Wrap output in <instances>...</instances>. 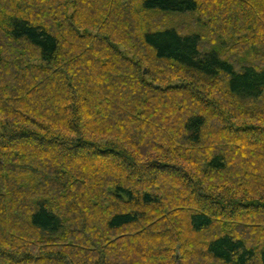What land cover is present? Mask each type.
<instances>
[{
  "label": "trees",
  "instance_id": "1",
  "mask_svg": "<svg viewBox=\"0 0 264 264\" xmlns=\"http://www.w3.org/2000/svg\"><path fill=\"white\" fill-rule=\"evenodd\" d=\"M80 5L0 0V264H264L241 231L264 234V174L244 181L264 151V0ZM192 14L208 45L157 23ZM80 65L121 69L126 97Z\"/></svg>",
  "mask_w": 264,
  "mask_h": 264
},
{
  "label": "rangeland",
  "instance_id": "2",
  "mask_svg": "<svg viewBox=\"0 0 264 264\" xmlns=\"http://www.w3.org/2000/svg\"><path fill=\"white\" fill-rule=\"evenodd\" d=\"M80 4H81L80 6H81L82 10L84 12L86 11V13H87L86 17L87 18L90 15H93V14L96 15L97 13H100V10L103 8V0H80ZM83 14H85V13H83ZM108 18H109V20L113 21L111 19L112 18L111 16H108ZM157 23H159V25L161 24V25H165V26L166 25L167 26H174L180 32H198V33H200V35L202 36V38L204 40L202 43L205 45H208L207 44L208 32L203 30L202 28H200V26L197 24V22H195V17L193 14L192 15H176V16H170V17H164L163 16L162 18L159 17V18H157ZM85 26L86 25L83 24V27H85ZM125 26L124 25L119 26L120 30L122 32V34H120V35L123 36L124 39L118 38V40H115V42L123 44L122 45L123 47L119 46L121 48L122 52L127 53L129 55H132V52H131L133 49L132 40L125 39V38H128V36H129L127 34L128 33L127 31L131 30V29H129L128 26H126V28H125ZM124 35H126V36H124ZM122 42H125V43H122ZM124 44H127L128 47L126 48V46ZM130 47H131V49H130ZM136 50L139 53H141L142 55L144 54L141 49L140 50L136 49ZM144 57L145 56H143L142 59H143V63H144V65H143L144 66V72H146L147 61H146V59H144ZM78 71H79L78 72L79 79H81L82 81H83V78L85 80L86 76L90 75V73L92 74L94 72H96V73L97 72L98 73L103 72V71L99 70L97 66L95 69V68L91 67V65H88V66L87 65H80ZM120 73H122V70L116 69V68L112 67V65L106 67L104 69V72H103L105 79L102 80V83L104 84L105 89H108L111 92L113 98L117 95H119L121 97H123V96L126 97L124 95L123 91L127 88V86L123 80L119 79V77H121ZM165 80H166V77L161 79V80L159 79L158 81H156L155 85L163 86V85H165V83H164ZM172 82H176L175 79ZM115 99H119V98L115 97ZM168 101L169 100L167 98H161L159 100V102H157V103H160L162 106H164V105L166 106L167 105L166 103H168ZM154 102H156V101H154ZM185 107H186V105H185ZM190 109H192V108H190ZM190 109L186 108L185 112L189 111ZM149 112H150L149 115H150L152 120H154L158 116V114L160 113L159 109H155V110L149 109ZM103 114H104V112H103ZM117 115L118 114L115 111H111V112L107 113V116H109L110 118H112V117L114 118ZM125 123H126V127L129 128V129H126V131L132 132V131L136 130L135 125L130 124L129 120H126ZM140 130L143 133V136H142V138H144L143 140H145L148 135H152V134L155 135V132L152 128L151 129L140 128ZM210 139H212V141L215 140L214 137H211ZM244 158H245L244 162L246 161V163H247V166H246L247 179L244 181L247 182L248 184L255 183L258 181L257 175L259 176V175L264 174V151L256 150L254 148L249 147L244 152ZM231 160H232L231 161L232 165L235 166L234 169H236L238 174L241 171V169L244 171V169H243L244 167L242 165V163H243L242 156L238 151L237 152L235 151L234 153H232ZM253 224L254 223H252V222L251 223L247 222V225H241V226H243V227H241V231H243L244 234L246 233L245 235H246V237L249 238L248 240H251V242H253V244H254L255 242H260L262 239H264V234L262 236L261 235L258 236L257 234H259V231L256 229L255 226H253ZM260 226L262 229L264 228L263 224L262 225L260 224ZM179 259L180 258H179V251H178L177 260H179Z\"/></svg>",
  "mask_w": 264,
  "mask_h": 264
},
{
  "label": "water",
  "instance_id": "3",
  "mask_svg": "<svg viewBox=\"0 0 264 264\" xmlns=\"http://www.w3.org/2000/svg\"><path fill=\"white\" fill-rule=\"evenodd\" d=\"M176 257H178V255Z\"/></svg>",
  "mask_w": 264,
  "mask_h": 264
}]
</instances>
